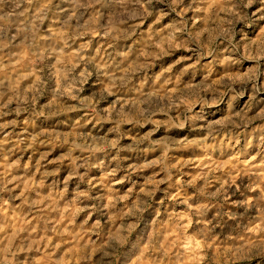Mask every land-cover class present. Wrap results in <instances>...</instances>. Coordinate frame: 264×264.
<instances>
[{
	"label": "rangeland",
	"instance_id": "374dc122",
	"mask_svg": "<svg viewBox=\"0 0 264 264\" xmlns=\"http://www.w3.org/2000/svg\"><path fill=\"white\" fill-rule=\"evenodd\" d=\"M0 264H264V0H0Z\"/></svg>",
	"mask_w": 264,
	"mask_h": 264
}]
</instances>
